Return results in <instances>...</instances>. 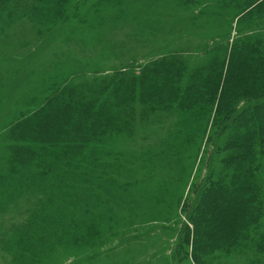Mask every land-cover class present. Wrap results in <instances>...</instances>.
Listing matches in <instances>:
<instances>
[{"label": "rangeland", "instance_id": "1", "mask_svg": "<svg viewBox=\"0 0 264 264\" xmlns=\"http://www.w3.org/2000/svg\"><path fill=\"white\" fill-rule=\"evenodd\" d=\"M261 1L0 0V264H200L194 253L201 264H264L252 245L242 255L199 254L191 241L182 242V207L195 198L194 185L208 171L225 182L238 171L216 157L208 168L213 113L197 145H188L199 117L185 124L183 117L194 116L179 117L180 101L158 109L140 102L136 87V101L128 98L114 111L120 118L110 140L87 151L97 159L95 173L66 168L82 174L88 191L62 196L64 207L29 180L37 161L27 169L11 163L13 146L24 145L19 120L48 100L87 105L91 90L108 80L126 73L156 80L161 67L177 77L206 73L204 46L224 35L252 37L256 25L264 26L263 6L253 9ZM251 235L263 241L264 225Z\"/></svg>", "mask_w": 264, "mask_h": 264}, {"label": "trees", "instance_id": "2", "mask_svg": "<svg viewBox=\"0 0 264 264\" xmlns=\"http://www.w3.org/2000/svg\"><path fill=\"white\" fill-rule=\"evenodd\" d=\"M200 2L185 0L186 4L192 5ZM256 2H248L247 5L254 6ZM261 5L264 8V0L253 9L259 10ZM249 14L246 12L243 16ZM262 25L255 26L257 29L252 37L243 38L237 34L229 41L230 37L224 35L218 42L204 46L203 54L210 55L206 73L202 69L197 75L188 71L177 77L169 69L161 67L156 68L161 72V78L156 80L144 76L139 79L134 74L126 77L127 73L108 80L107 85L91 90L90 95L95 97L87 105L79 99H66L59 104L54 102L55 105L48 100L42 110L39 108L31 117L19 120L17 140L24 145L13 146L16 157L11 160L12 165L27 169L37 161V168L28 171L29 180L33 186L42 187L37 191L40 195L44 196V191L49 190L54 201L64 207L62 196H84L88 191L80 183L84 182L82 174L66 168L75 165L84 174L95 173L92 166L97 164V159L87 151H92L91 147L100 140H110V132L118 127L120 118L114 116L116 108L124 106L128 98L136 101L137 95L140 102L163 110L170 109L174 101H180L177 107L179 117L194 116L183 117L185 124L191 121L194 125L196 121L192 118L196 117L201 121L188 145H197L196 140L205 132L206 121L213 113L211 125L215 137L208 168L214 157L220 158L226 167H238L235 177L227 179V182L208 171L202 181L194 185L195 198L185 201L182 207L187 221L181 223L182 242L187 245L191 241L192 249L195 248L199 254L209 249V252L216 250L242 255L249 245L264 253V240L254 241L251 235L253 228L264 225ZM136 87L139 89L137 95ZM186 127L193 135L192 127ZM222 135L227 136L223 141ZM58 165H62L61 171H55ZM76 177L82 179L76 181ZM222 206L225 209L220 208ZM41 209L39 213L44 210ZM194 257L201 264L195 253ZM204 264L209 263L206 261Z\"/></svg>", "mask_w": 264, "mask_h": 264}]
</instances>
